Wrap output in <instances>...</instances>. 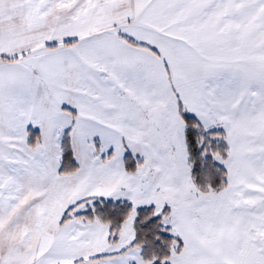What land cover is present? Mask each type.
Returning <instances> with one entry per match:
<instances>
[{
    "label": "snow or ice",
    "instance_id": "1",
    "mask_svg": "<svg viewBox=\"0 0 264 264\" xmlns=\"http://www.w3.org/2000/svg\"><path fill=\"white\" fill-rule=\"evenodd\" d=\"M0 264H264V0H0Z\"/></svg>",
    "mask_w": 264,
    "mask_h": 264
}]
</instances>
